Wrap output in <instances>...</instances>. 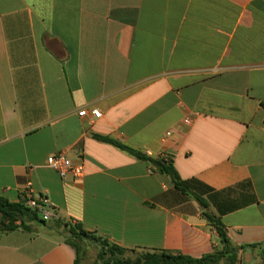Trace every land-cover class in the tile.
Listing matches in <instances>:
<instances>
[{
    "label": "crops",
    "instance_id": "1",
    "mask_svg": "<svg viewBox=\"0 0 264 264\" xmlns=\"http://www.w3.org/2000/svg\"><path fill=\"white\" fill-rule=\"evenodd\" d=\"M263 103L264 0H0V196L20 203L31 183L55 215L0 231V264H74L69 223L201 259L221 249L205 212L234 246L264 244ZM94 135L165 153L191 195ZM60 153L85 175L49 167Z\"/></svg>",
    "mask_w": 264,
    "mask_h": 264
},
{
    "label": "trees",
    "instance_id": "2",
    "mask_svg": "<svg viewBox=\"0 0 264 264\" xmlns=\"http://www.w3.org/2000/svg\"><path fill=\"white\" fill-rule=\"evenodd\" d=\"M264 111V103L261 105ZM102 143L109 144L131 156L148 162L151 167L170 178L175 188L186 195H191L188 184L184 181L173 165L171 157H151L143 154L117 140L107 136L94 135ZM195 200L205 208L206 204L199 196ZM209 223L216 229L221 249L201 259L182 255H171L165 252H149L144 250L126 249L106 238L85 231L77 224H63L65 228L64 241L74 248L76 260L74 264H83L88 254V244L94 245L97 258L94 264H217L224 260L227 264H241V253L246 248H263L264 244L249 247H236L230 241L223 223L219 218L208 212L204 213ZM46 223L38 212L24 205L23 202L12 203L0 196V231L23 230L31 232L34 224Z\"/></svg>",
    "mask_w": 264,
    "mask_h": 264
},
{
    "label": "built area",
    "instance_id": "3",
    "mask_svg": "<svg viewBox=\"0 0 264 264\" xmlns=\"http://www.w3.org/2000/svg\"><path fill=\"white\" fill-rule=\"evenodd\" d=\"M79 115L81 117H85L87 116V111H81ZM90 115L94 119L101 118V112L98 109H93L90 112ZM185 123L189 124L190 122L186 121ZM172 135L173 131H168L165 134V139L171 137ZM159 157H167V155L163 153ZM47 164L49 167L58 172L62 178L72 176L76 179H79L82 178L86 173L84 164H74L63 153L51 156L48 159ZM21 202H23L26 207L37 211L40 218L45 222L53 219L55 216L51 201L46 196L35 197L31 183H27L25 189L23 190Z\"/></svg>",
    "mask_w": 264,
    "mask_h": 264
}]
</instances>
